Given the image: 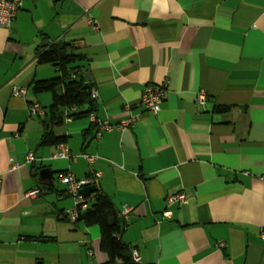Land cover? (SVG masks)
<instances>
[{"label":"crops","instance_id":"1","mask_svg":"<svg viewBox=\"0 0 264 264\" xmlns=\"http://www.w3.org/2000/svg\"><path fill=\"white\" fill-rule=\"evenodd\" d=\"M60 41L85 55L97 117L133 127L97 137L74 110L45 123L52 96L32 84L60 73L37 52ZM149 85L164 90L156 114L141 105ZM48 129L75 159L50 160ZM66 173H101L98 190L133 208L122 240L142 264H264V0H24L0 27V264L108 261L99 228L68 216ZM179 193L187 203L169 206Z\"/></svg>","mask_w":264,"mask_h":264},{"label":"trees","instance_id":"2","mask_svg":"<svg viewBox=\"0 0 264 264\" xmlns=\"http://www.w3.org/2000/svg\"><path fill=\"white\" fill-rule=\"evenodd\" d=\"M40 64L50 65L57 69V78L34 81L32 90L35 94L49 93L52 96L50 117L46 124H61L65 111L72 118L89 117L96 111L97 104L90 83L85 82V66L81 64L85 55L79 48L68 42H54L38 50ZM65 139L56 136L50 129L42 138L43 146H59ZM52 190V187L49 189ZM94 202L79 214L78 222L87 227L96 226L100 230L101 249L106 253L108 261L105 264H138L133 260L131 247L119 238L121 233L120 211L113 201L103 192L93 193Z\"/></svg>","mask_w":264,"mask_h":264},{"label":"built area","instance_id":"3","mask_svg":"<svg viewBox=\"0 0 264 264\" xmlns=\"http://www.w3.org/2000/svg\"><path fill=\"white\" fill-rule=\"evenodd\" d=\"M24 0H0V27L1 28H11L13 25L18 12L23 7ZM90 24L97 28L94 22L91 20ZM25 92L23 90L14 88V95H24ZM93 94L95 95V90L93 89ZM164 99V90L160 87L155 86H147L142 93L141 97V105L151 113H158L160 110V105ZM207 99L206 93L204 91H200L197 96V104L202 105L205 103ZM34 113L38 112V107L34 106L32 109ZM90 121L94 124L98 131L97 137H100L104 132H111L115 130L125 129L128 127L134 126V118H130L119 125H113L109 123L107 120H101L97 117L95 112H92L89 116ZM84 157L88 160V162L93 163L95 158L89 156L87 154ZM72 160L75 159L71 151L69 150L66 144H61L59 150L50 157V160ZM38 159L32 153L28 155L27 161L36 162ZM101 177V173H96L90 178L79 179L72 173H66L60 177V183L64 185L67 189L68 194L73 197L75 201V208L68 213V216L72 222H77L79 218V214L85 212L89 207L90 203L93 199L90 197L84 196L80 193V191L88 186L97 185L99 178ZM0 187H1V176H0ZM41 194V190L36 188L27 192V197L34 198ZM188 201L187 196L184 193H179L175 195H170L167 198V203L169 206L175 204H186ZM121 217L123 218L125 223L131 222L135 219L134 210L132 207L124 206L120 212ZM170 211H165L163 214L164 218L171 217ZM261 239L264 241V227L261 230ZM223 245V244H221ZM133 260L142 264L140 255L134 251L132 253Z\"/></svg>","mask_w":264,"mask_h":264},{"label":"water","instance_id":"4","mask_svg":"<svg viewBox=\"0 0 264 264\" xmlns=\"http://www.w3.org/2000/svg\"><path fill=\"white\" fill-rule=\"evenodd\" d=\"M84 78H85V82L88 83L89 82L88 74H85ZM52 178H53V174L51 168H44L39 172V180L43 186H50ZM97 190H98V186L93 185L83 188L80 191V193L84 196H88L89 194L96 192ZM120 224H121V233L119 238L122 240V235L125 230V222L121 216H120Z\"/></svg>","mask_w":264,"mask_h":264},{"label":"rangeland","instance_id":"5","mask_svg":"<svg viewBox=\"0 0 264 264\" xmlns=\"http://www.w3.org/2000/svg\"><path fill=\"white\" fill-rule=\"evenodd\" d=\"M44 105V104H43Z\"/></svg>","mask_w":264,"mask_h":264}]
</instances>
